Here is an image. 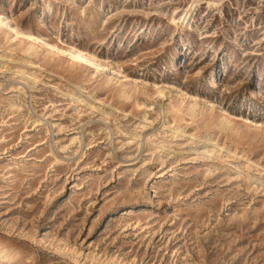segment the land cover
<instances>
[{
	"label": "rangeland",
	"instance_id": "374dc122",
	"mask_svg": "<svg viewBox=\"0 0 264 264\" xmlns=\"http://www.w3.org/2000/svg\"><path fill=\"white\" fill-rule=\"evenodd\" d=\"M0 12V264H264V0Z\"/></svg>",
	"mask_w": 264,
	"mask_h": 264
},
{
	"label": "bare ground",
	"instance_id": "6f19581e",
	"mask_svg": "<svg viewBox=\"0 0 264 264\" xmlns=\"http://www.w3.org/2000/svg\"><path fill=\"white\" fill-rule=\"evenodd\" d=\"M214 4H217V1H214L213 2V5ZM176 12H178V9L176 10ZM187 16H188V13L186 14L185 17H183L184 18V22H185V19L187 18ZM180 18H182V17L180 16ZM173 20L174 21L177 20V17L175 15L173 16ZM189 22H188L187 26L190 25ZM0 24H2L3 26H6L11 31L15 32L16 33V35H14L15 37H17V35H20L23 38H26V39L30 40V45L31 46L37 47L38 44L36 42L38 41V42H42V43L46 44L47 46H50L51 48H54L55 49V47L53 45H51L49 43H46L40 37L34 35L30 31L23 30V29L19 28L18 26L12 24L9 20H6L4 18V14H2L1 12H0ZM56 49H57L58 52L62 51V48L61 49L60 48H56ZM67 50L70 52L71 57H73L74 59H76V61L77 60H80V61H83L85 63H89V64H92V65H95L96 66V70H99L100 68H105V66H106L105 63L99 61L91 53L85 52V51H83L81 49H78V48H75V47H71V48H69ZM63 51H66V50L63 49ZM30 76H28V77L30 78ZM158 91H159L160 94H164V92L161 89L160 90L158 89ZM145 120H146V117H145ZM250 122L253 123L254 125L260 124L257 121H255V122L254 121H250ZM76 140H77V136H73L72 137V142H75Z\"/></svg>",
	"mask_w": 264,
	"mask_h": 264
}]
</instances>
